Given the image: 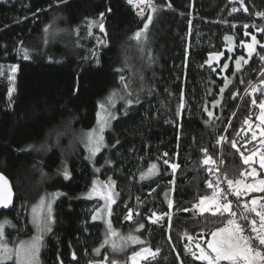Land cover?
Returning <instances> with one entry per match:
<instances>
[{
  "label": "trees",
  "instance_id": "1",
  "mask_svg": "<svg viewBox=\"0 0 264 264\" xmlns=\"http://www.w3.org/2000/svg\"><path fill=\"white\" fill-rule=\"evenodd\" d=\"M150 2L144 19L127 0L0 3V172L16 193L13 209L0 213V223L11 236L31 237L29 212L42 191L64 193L55 203L54 228L44 240L42 264L97 261L94 251L105 238L104 226L91 221L97 202L78 199L98 176L85 158L87 148L77 147L70 157L60 148H45L60 130L94 129L100 105L113 92L115 106L123 112L105 133L107 149L99 155V163L112 165L100 177L115 182L113 228L135 230L133 236L141 238L143 247L160 250L155 259L142 264H206L194 259L186 246L197 253L195 243L206 247L210 232L226 224L228 215L199 214L194 209L202 197L212 195L207 181L216 180L219 163L230 179L252 168L264 178L260 165L245 164L241 156L264 151L255 131L264 101L260 84L264 48L259 46L239 71L232 67L230 77L223 76L218 66L206 65L210 55L224 51L229 37L239 44L248 33L264 42V32L259 31L264 17L257 15L264 13V0H245L247 11L233 0ZM145 23H149L146 38L137 41L134 34ZM10 89H14L11 97ZM127 98L133 100L131 105ZM208 156L212 161L204 164ZM64 164L69 167L68 179L59 172ZM155 169L159 175L154 179L141 178ZM55 172L60 178L35 188L42 174ZM259 197L264 193L241 200ZM141 224L144 227L138 228ZM106 252H101V260Z\"/></svg>",
  "mask_w": 264,
  "mask_h": 264
},
{
  "label": "snow or ice",
  "instance_id": "2",
  "mask_svg": "<svg viewBox=\"0 0 264 264\" xmlns=\"http://www.w3.org/2000/svg\"><path fill=\"white\" fill-rule=\"evenodd\" d=\"M63 2V0H61ZM128 3L133 4L134 0H128ZM139 3H145V0H139ZM137 6H139L137 4ZM151 6V5H150ZM155 11V9H153ZM247 11V9H245ZM143 12V9H141ZM258 16L264 17V13H257ZM101 18H103V13H101ZM148 22H151L152 17L149 16ZM149 23L144 24V28L140 31H137L134 34V39L140 41L146 38V30L149 26ZM245 28L248 25L244 26ZM100 29L103 31V24H100ZM259 31L264 32V28L259 29ZM89 34L91 35V31L89 30ZM248 35V33H245ZM259 43L256 40V37L252 36V43L247 44L248 54L251 57L252 53L255 51V45ZM264 48V45L261 46ZM24 58L28 59V49H24ZM261 60H264V56L260 57ZM241 61L244 64H247L248 61L244 59V57H240L236 61V68L239 71L242 67ZM227 67V65H225ZM12 71L15 72L16 68L13 67ZM120 71V70H118ZM264 76V73H262ZM10 79H14V77H10ZM121 83L125 88L128 87L127 82L123 75L120 77ZM260 84H264V79H261ZM257 90L256 87H252V91L255 92ZM12 91L14 89L9 90V97H11ZM223 91V90H222ZM130 95V94H129ZM116 98V93L113 92L106 99L105 103H102L100 107L105 110L106 116L101 122L98 120L99 132L103 131V128L108 125L110 119H115V116L112 112H109L106 108L108 106H114ZM139 102L138 100L136 101ZM126 103L131 105L133 100L131 98H127ZM252 103L255 105L256 100L254 99ZM183 107V105H181ZM259 108L261 110V114L258 117L260 120V124L264 125V101L260 102ZM211 116L212 113L210 112ZM99 116V114H98ZM247 124L248 121L246 120ZM86 143L85 147L88 149L90 156L94 157L95 154L100 150V144L103 141V136L98 134L97 129H92L90 132L86 133ZM261 136H264V127L261 128L260 132ZM256 133L253 132V138H255ZM224 137H221L220 140H224ZM219 143V141H218ZM29 147H32L29 145ZM232 147H236V143L232 142ZM207 151L206 149L204 150ZM167 155V154H165ZM256 155L255 152L252 155L244 156L241 153L243 158V162L248 164L252 157ZM260 167L264 168V151L260 152ZM212 161V157L208 156L203 163L209 164ZM166 164L168 161H164ZM155 167V165H153ZM173 168L176 167L175 164L172 165ZM213 170L209 168V172ZM256 173V169L253 168L250 172L241 171L239 173V177L235 180L230 179L227 175H224L223 179L226 181L228 185V192L224 189L220 188V180L219 176L216 177L215 181L209 180L207 181V186L213 189L212 196L209 198L208 196L202 197L200 199V205L203 206L200 208V211L206 212L209 210H213V214L224 215L228 214L226 219V224L223 227L216 228L215 231L210 232L211 239L206 240L207 249L206 251L203 247H201L199 242L195 243L196 249L199 251V254L195 251H192L190 248H187L186 251L191 252V255L194 259L205 261L206 264H264V197L252 198L250 201H242L241 197H244L248 193L259 192L264 193V179H259L257 182L249 183L245 182L246 176H254ZM65 179L70 178V173L67 169L64 170ZM141 178H145L144 174H141ZM232 194L236 197L237 206L243 207V211L239 214V219H237V213L233 210V201L227 198L228 194ZM105 199H110V197H104ZM11 202V190L8 185L6 178L0 174V206L7 207ZM171 206V205H170ZM47 213L41 215L42 208L34 207L33 208V223L36 225L38 232L40 235L33 237L29 241H20L19 245L14 249H9L7 244L4 242V233H3V224H0V264H5L6 261L12 260L15 257L16 264H37L38 254L42 243V235L45 232L51 231V225L54 223V219L51 216V204H47ZM254 214V215H249ZM155 215V214H154ZM96 216H93V219H96ZM130 218V217H129ZM161 217H157V220ZM243 220L245 222L250 223L251 227L249 229L248 235H245V227L242 226L240 221ZM156 221L154 220L153 223ZM4 223H9L5 221ZM143 228L144 225L141 224L139 226ZM109 231L112 235H116L114 231L111 230V226L109 225ZM186 238L191 242L193 241V237L185 234ZM202 239V237H200ZM134 243H142L138 237L136 236H128L126 238ZM109 241L106 239L105 244H108ZM103 246V245H102ZM111 247L114 251L118 250V246L115 241L111 242ZM99 253V249L95 250ZM159 249L153 251L149 247H143L139 252H134L131 257L132 264H138V259L148 260L149 257L155 259V257L159 254ZM73 259H75V253H73ZM107 260V258H105ZM111 264H117L115 260L111 262Z\"/></svg>",
  "mask_w": 264,
  "mask_h": 264
},
{
  "label": "rangeland",
  "instance_id": "3",
  "mask_svg": "<svg viewBox=\"0 0 264 264\" xmlns=\"http://www.w3.org/2000/svg\"><path fill=\"white\" fill-rule=\"evenodd\" d=\"M3 1H5V0H0V3H2ZM233 1H237L241 5V8L243 10H245V7H244V1L245 0H233ZM246 36L248 38L244 41H241L239 44H237L234 37H229L227 40V45H226V48L224 49V51L222 53H216V54L210 55L206 65L208 67L218 66L219 68H221L223 76H228V77L232 76V72L231 73H229V72L231 71L232 67H234L233 71L234 72L236 71L237 59H239L240 57H244V59L247 60L249 63L251 58L255 55L258 47L264 45V42H261V40L258 37H256V35L254 34V36L256 37V40L259 43H257L255 45V51L252 53L251 57H249L247 44L252 43L253 34L252 35L248 34ZM238 47H241V49H239V50L243 53L237 52ZM225 65H227V67H225ZM241 65L243 67V65H246V64H244L243 61H241ZM228 82H230V81H228ZM116 104H117V101L115 100L114 106L106 105L107 110L109 112H112L114 114L115 118L119 115L118 113L123 112V110H121V111L118 110L119 107L116 108V106H115ZM105 116H106L105 110L100 108L98 120H100L102 122L103 119L105 118ZM114 120L115 119H110L108 125L103 128L102 132H99V125H98V121H97V125L95 126L94 129H97L98 134L103 136V141L100 144V150L95 154L94 157L89 158L90 153H89L88 149H86V150L84 149L86 139H85V137H83V138L80 137L81 135H85L86 133L90 132L91 130L80 132V133H76L69 128H66L64 130H60L58 133L53 134L49 138V141L46 144V148H45L46 151H49L52 148H60V150L62 151V153L66 157H70L71 155L75 154L77 147L80 146V149L85 150V158L91 162V164L93 165V167L96 170V174L98 176H96L94 178V180L92 182V186L90 187V189L78 196L79 200L97 202V206H96V208L92 214L91 221L94 223L102 224L104 226V234H105L104 237L105 238H104V241L102 242V244L100 245V247L97 248V249H99V253L94 251L95 252V258H97V261L93 262L92 264H108L105 260L100 259L101 258L100 257L101 252H103L104 249H106L107 250L106 253H108L106 256L107 259H109V258H112V260L116 259L118 261L117 264H126V263L132 264L131 257L133 255V253L139 252L144 246V242L141 241L140 237H138V238L142 243H134V242L126 239L130 235L133 236L134 235L133 232L135 230L131 231V232H122L120 230H116L113 228L112 221H111V209H112V205L117 200V193L115 191V182L111 178L104 180L100 177V173L104 170V168L112 165V162H110V161H105V162L99 163V155H101L107 149V146L105 143V133L107 132V130L110 127V124ZM262 127H264V125H261L259 122L258 127L255 129V131L257 133V138H259V137L262 138L260 143H261L262 147H264V137L260 135ZM260 152H262V149L255 152L256 155H254L252 157V160L249 162L250 164L260 165V159H259ZM65 169H67L69 172V167L64 164L63 167L59 170L61 175H63ZM255 169H256L255 175L250 176V178L252 180L250 181L249 179H247V180H245V182L254 183V182H257L259 179H264L263 177H260L259 170L257 168H255ZM152 172H153L152 174H146L145 175V180L154 179L155 177H157L159 175V171H157L156 169ZM60 174L58 172L51 173V174H48V173L42 174L41 178H39V180L36 179L35 188L39 190L40 185H42L44 182H47L48 180L51 181V180H56L57 178H60ZM63 177H64V175H63ZM252 193L261 194L259 192H252ZM252 193H248L244 197L249 196ZM63 196H64V193H62V192L42 191V194L40 195L38 201L31 207L30 212H29L30 221H31V224H32L33 229H34V233L31 237L20 238L18 235H12L11 236L7 233L5 225L3 223H0V224H3L4 242L7 244V247L9 249H14L16 246L19 245L20 241H29L33 237L40 235L36 225H34V223H33V211L32 210L34 207L42 208L41 215H44L48 211L46 206H47V204L50 203L51 204V216L53 217L54 223H55V215H54L55 203L57 202L58 199H60ZM211 196H209V198H211ZM104 197H110V199H105ZM171 206H173V202H172ZM201 207H203V206H201L199 203L198 205H196L194 207V209L199 214L213 213V211H214V209H213V210H209V211L202 213L200 211ZM224 215H228V214L225 213ZM93 216H96L97 218L93 219ZM54 223H52V225H51V231L45 232L42 235V243H41V247H40L39 254H38L37 264H42V250H43L44 240L53 231ZM109 225L111 226V230L114 231L116 233V235L111 234V232L109 231ZM138 228H140V227H138ZM106 239L109 241L108 244H105ZM209 239H211V237ZM113 241H115V243L118 246V250H116V251H114L113 248L111 247V242H113ZM204 249L206 251L210 252V250L207 249V246L204 247ZM197 254H199V251H197ZM124 255H127V257L123 258L122 262H119V260H120L119 258H121ZM126 258H127V260L124 261V259H126ZM149 259H151V257H149ZM145 261H147V260L138 259V264H142ZM202 262H205V261H202ZM5 264H16L15 257H13L12 260L6 261Z\"/></svg>",
  "mask_w": 264,
  "mask_h": 264
},
{
  "label": "built area",
  "instance_id": "4",
  "mask_svg": "<svg viewBox=\"0 0 264 264\" xmlns=\"http://www.w3.org/2000/svg\"><path fill=\"white\" fill-rule=\"evenodd\" d=\"M128 1V0H127ZM130 4V3H129ZM137 4L139 6H137ZM134 9H135V13L136 15L140 18V19H144L145 16L148 14L150 8H151V2L150 0H145V3H139V1H135L133 4H130ZM141 9H143V12H141ZM219 176L221 178L220 180V188L224 189L226 192H228V185L226 183V181L223 179L224 175L222 173V168L221 166H218L215 169V177ZM227 198L229 200L233 201V208L236 209L238 216L239 214L243 211V207L241 206H237V202H236V197L232 194H228ZM249 215H254V214H249ZM240 223L242 224L243 227H245L246 231H245V235L250 234L249 233V229L251 227L250 223L245 222L243 220L240 221Z\"/></svg>",
  "mask_w": 264,
  "mask_h": 264
},
{
  "label": "water",
  "instance_id": "5",
  "mask_svg": "<svg viewBox=\"0 0 264 264\" xmlns=\"http://www.w3.org/2000/svg\"><path fill=\"white\" fill-rule=\"evenodd\" d=\"M0 174H2V173L0 172ZM2 175L6 178L8 185L10 187V190H11V202L8 204L7 207L0 206V213H3V212L7 213V212H10L14 207V203L16 200V193L13 189V186H12L10 180L4 174H2Z\"/></svg>",
  "mask_w": 264,
  "mask_h": 264
},
{
  "label": "bare ground",
  "instance_id": "6",
  "mask_svg": "<svg viewBox=\"0 0 264 264\" xmlns=\"http://www.w3.org/2000/svg\"><path fill=\"white\" fill-rule=\"evenodd\" d=\"M135 1H139V0H135ZM218 166H221V168H222V165H221V163H219V164H218ZM218 166H217V167H218ZM217 167H216V168H217ZM233 209H234V210H235V212L237 213L236 209H235V208H233ZM237 219H239L238 213H237Z\"/></svg>",
  "mask_w": 264,
  "mask_h": 264
}]
</instances>
